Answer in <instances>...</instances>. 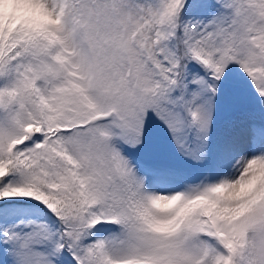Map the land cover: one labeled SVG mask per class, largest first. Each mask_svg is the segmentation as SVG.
Masks as SVG:
<instances>
[{
	"label": "snow or ice",
	"instance_id": "6c2138e0",
	"mask_svg": "<svg viewBox=\"0 0 264 264\" xmlns=\"http://www.w3.org/2000/svg\"><path fill=\"white\" fill-rule=\"evenodd\" d=\"M0 264H264V0H0Z\"/></svg>",
	"mask_w": 264,
	"mask_h": 264
}]
</instances>
